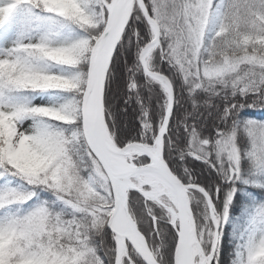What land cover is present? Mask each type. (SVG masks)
I'll return each mask as SVG.
<instances>
[{"label":"snow or ice","instance_id":"snow-or-ice-1","mask_svg":"<svg viewBox=\"0 0 264 264\" xmlns=\"http://www.w3.org/2000/svg\"><path fill=\"white\" fill-rule=\"evenodd\" d=\"M0 264H264V0H0Z\"/></svg>","mask_w":264,"mask_h":264}]
</instances>
